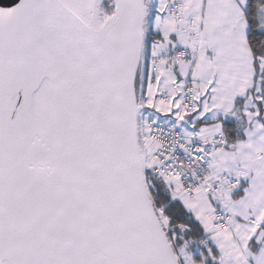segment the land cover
I'll return each instance as SVG.
<instances>
[{
	"label": "snow or ice",
	"instance_id": "snow-or-ice-1",
	"mask_svg": "<svg viewBox=\"0 0 264 264\" xmlns=\"http://www.w3.org/2000/svg\"><path fill=\"white\" fill-rule=\"evenodd\" d=\"M0 264H264V0H0Z\"/></svg>",
	"mask_w": 264,
	"mask_h": 264
}]
</instances>
